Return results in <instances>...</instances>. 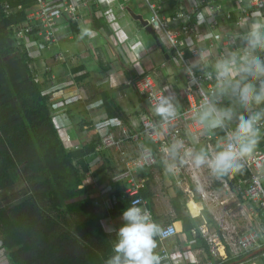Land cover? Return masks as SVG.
I'll list each match as a JSON object with an SVG mask.
<instances>
[{"label": "built area", "instance_id": "1", "mask_svg": "<svg viewBox=\"0 0 264 264\" xmlns=\"http://www.w3.org/2000/svg\"><path fill=\"white\" fill-rule=\"evenodd\" d=\"M116 1L94 0L95 10L92 11L82 0H36L26 12V21L12 27V38L21 49L25 47L22 42L26 37L41 39V44L51 48L59 38H69V34L57 35L63 24L80 22L82 13L98 17L101 7ZM143 1L149 14L146 26L165 45L164 52L184 71V105L174 108L154 77L141 74L132 82L143 106L137 111V124L117 122L116 133L100 137L97 152L111 153L117 171L110 183L126 184L123 197L130 199L129 226L133 234L142 235L146 228L153 227L163 243L176 235L170 222L155 228L146 200L138 195L141 179H133L140 170L162 164L176 175L175 185L190 196L194 190L213 215V227L203 221L191 231L208 247L212 260L206 264L239 261L264 246V151L257 145L264 133V109L257 104L258 97L264 101V24L250 23H264V0H234L228 4L223 3L227 0ZM175 1L176 9L169 12L170 4ZM2 9L9 13L6 2ZM201 24L209 33L207 46L219 45L214 62L217 67L225 66L226 73L217 72L208 64ZM216 30L224 32L222 38ZM187 41L194 43L191 51L199 58L197 67L185 59ZM132 49L137 51V45ZM54 58L64 61L61 54ZM29 69L33 73L31 65ZM33 79L38 82L35 74ZM223 86L227 90H220ZM231 100L240 101L249 115L247 122H241L242 129L251 130L245 145L239 143L235 132L218 116L219 110ZM207 112L215 116L221 128L219 140L207 132L203 120ZM52 123L58 130L56 122L52 120ZM197 146L202 148L203 154L192 150ZM222 174H227L228 178H222ZM216 182L226 189L227 183L231 184V198L219 196L214 189ZM231 202L234 203L232 208ZM243 206L247 211L244 225L237 220V210ZM99 223L105 233H110L105 219H100ZM169 258L162 246L156 261L164 262ZM180 259L173 261L174 264ZM238 264H264V251Z\"/></svg>", "mask_w": 264, "mask_h": 264}, {"label": "crops", "instance_id": "2", "mask_svg": "<svg viewBox=\"0 0 264 264\" xmlns=\"http://www.w3.org/2000/svg\"><path fill=\"white\" fill-rule=\"evenodd\" d=\"M57 1L75 2L76 0ZM82 1H86L92 11L95 10L94 0ZM232 2L234 0H227L223 3L228 4ZM115 4L122 7L125 12L124 15L126 14L129 17V21L122 22V26L126 30H134L131 35H125L128 36L127 42L119 44L113 35L109 36L107 33L109 28L104 23V20L93 15H88V13H82L81 20L78 23L66 25L61 22L63 27L59 29L57 35L69 34L70 36L69 38H59L57 43L51 47L52 49L46 48L45 45L41 44V39L29 37H26L22 42L23 46H25L22 49L26 51L32 60L30 61L32 74L37 76L38 82L36 83L40 84L41 93L44 95L43 90H46L48 110L51 119L58 126L57 131L65 149L69 152L79 151L81 148L92 150V152L82 157V163L86 167L83 186L88 191L93 204L97 206L101 219L107 221L110 233L106 234L117 236L121 239L122 245L126 248V254L132 261L131 264H174L173 261L178 260V258H181L178 264H200V259H202V264H205L203 262L208 261L207 257L204 250L199 246L198 241L195 240L199 237L191 234L195 226L205 221L201 215V202L195 199L197 195L194 190H192V196H190L185 194L183 189L178 186H176L177 189L172 188L170 181L172 180L175 183L176 177L170 173L166 166L160 164L148 170H140L138 174L143 175V177L141 175L140 177L144 178V180L141 181L139 191H144V194L148 195L147 199H143L147 202L155 225L161 226L169 222L174 225L176 235L172 239L163 243L155 235L156 240L154 243L156 244L153 245L154 247L146 248L136 242L129 223L126 224L119 219H113L107 213V202L110 197L114 195L116 190L123 193L126 189V184L118 183V186H114V184L110 183L108 176L111 171L115 173L117 171L111 153H99L96 147L101 136L111 132L116 133L115 125L117 122L122 121L133 125L138 122L134 112L138 111L140 103L134 85L130 81L129 72L131 69L140 72L141 69L139 66L133 67V62L140 59L143 73L154 77L158 86L165 90L168 99L176 109L184 105L182 90L185 85L184 71L170 55L164 52L165 45L161 44L154 32L158 43H156V49L150 51V53L152 56L154 54L156 57L158 56L159 60L158 62H154L152 58H146L149 52L145 46H148V43L143 34L148 36L150 34L145 31L146 24L145 26L144 24L137 26V22H135L139 16L145 18L147 22L149 14L145 2L143 0H117L112 5ZM176 6L177 1L171 3L169 12L174 11ZM250 23L256 26L264 24L263 22ZM200 26V31L204 36L203 47L207 51L206 58L208 64L213 67V70L226 73L225 66L217 67V64L214 62L219 45L209 48L207 46V41L209 42L210 39L209 33L203 24ZM103 32H106L109 37H103ZM216 33L219 34V38H222L224 35V32L221 30H216ZM131 40H133L132 44ZM12 42L16 47L13 38ZM135 44L138 47L137 51L132 49V46H135ZM186 45L185 59L188 63L197 67L200 62L199 58L191 51L194 43L187 41ZM48 53L50 57H53V60L50 58V62L48 61L47 63L43 59L45 58L44 55H48ZM57 54H61L64 61H55L54 57ZM45 64L51 67L50 73L52 74V79H47L42 73V67ZM162 65L164 66L163 68L161 67ZM220 90H227V88L223 86ZM129 91H133L135 96L133 97ZM105 96L107 100L104 99ZM258 98V106L264 109V101L260 97ZM106 105H109L110 108ZM224 106V108L219 110L218 116L222 119L224 125L230 127L235 132L239 143L245 145L248 136L251 135L250 129L241 128V122L249 120L247 110L242 109L240 101L236 100H231L228 104H224ZM107 109H118L126 120L117 117L110 119ZM114 113L117 114L116 111ZM114 113L112 112L111 114ZM203 120L208 127L207 132L219 140L222 136V131L216 122L215 116L211 112H207ZM93 142H95L94 146H91ZM148 145L150 148L154 147L151 144ZM257 145L259 149L264 151V133L258 140ZM192 150L203 154L200 146L192 147ZM242 175H246V173H242ZM222 178L227 179L228 175L222 174ZM161 183L163 184V189H166V191L161 193V196H158L154 192V187L161 185ZM216 186L223 187L218 182L214 185L215 190ZM227 187L228 189L224 188L226 189L224 191L226 195L222 198H231V193L229 192L231 184L227 183ZM17 188H10L9 190ZM186 200L187 205L192 204V206H188V210L184 203ZM174 203L180 207L178 212L174 208ZM230 207H234V203L231 202ZM207 211L213 220V215L209 210ZM179 215L187 217L190 220L192 226L190 229V239L184 233L183 223ZM246 216L247 211L244 206L237 210V220L242 225L247 222ZM162 246L166 248L170 258L164 262H157L158 250ZM0 264H12L7 251L1 247V242Z\"/></svg>", "mask_w": 264, "mask_h": 264}, {"label": "trees", "instance_id": "3", "mask_svg": "<svg viewBox=\"0 0 264 264\" xmlns=\"http://www.w3.org/2000/svg\"><path fill=\"white\" fill-rule=\"evenodd\" d=\"M5 1L10 13L2 9ZM35 4L36 0H0V191L22 190L6 204L0 200L1 247L12 264H131L121 239L102 230L99 210L83 186L82 157L92 150L65 149L52 123L48 98L29 69L32 60L13 45L12 27L26 21V12ZM107 113L110 119L126 120L118 109ZM115 174L111 171L109 181ZM138 195L148 198L144 191ZM200 205L202 217L213 227L211 215ZM174 208L178 212L180 207L174 203ZM129 210L130 199L116 190L107 202L108 215L127 224ZM181 217L190 239V220ZM195 240L212 260L204 240Z\"/></svg>", "mask_w": 264, "mask_h": 264}, {"label": "rangeland", "instance_id": "4", "mask_svg": "<svg viewBox=\"0 0 264 264\" xmlns=\"http://www.w3.org/2000/svg\"><path fill=\"white\" fill-rule=\"evenodd\" d=\"M124 10L122 9V7H120L119 5H110V6H103V7H101V14L97 17V18H100V19H102V20H104V23H106L107 25H108V28H109V30L107 31V33H108V35L109 36H111V35H113L115 38H116V40L119 42V44L120 43H124V42H127L128 41V36L129 35H131V33H133L134 32V30L132 29V30H126L123 26H122V22H126V21H129L128 19H129V17L125 14L124 15ZM144 17H145V15H144ZM136 19V18H135ZM135 22H137L136 23V25L137 26H139V25H143L144 24V26H145V24H146V21H145V18H142L141 16H139L137 19H136V21ZM129 31V32H128ZM128 32V33H127ZM102 35H103V37L105 36V38H106V36H108L107 34H106V32H103L102 33ZM125 35H128V36H125ZM108 36V37H109ZM143 36L146 38L145 40L147 41V43H148V46H145L146 47V49H148V52H149V54H147V56H146V58H152V60L155 62V61H157L158 62V60H159V57L157 56L156 57V55L154 54L153 56H152V54L150 53V51H152V50H154V49H156V42L154 41V39L151 37V36H148V35H146V34H143ZM161 42V41H160ZM161 44H162V42H161ZM52 49V48H51ZM50 50V49H49ZM113 51H114V48H113ZM45 56V58L43 59L44 60V62H47L48 63V61L50 62V58H52V60H53V57H50V54L48 53V55L47 54H45L44 55ZM53 56V55H52ZM152 56V57H151ZM122 59V58H121ZM55 61H57V62H59V61H62L61 59H55ZM145 62H146V59H145ZM132 64V63H131ZM141 65H142V63H141V61H140V59L138 60V61H134L133 62V67L135 66V68H136V66H139V68L141 69V71L139 72H137L136 70L134 71V70H130V75H129V77H130V81H135L136 80V78L137 77H139V75L141 74V73H143L144 71H142V68H141ZM45 66V67H44ZM43 67H42V73L46 76V78L47 79H52L51 78V71H50V68L51 67H49V70H47V69H45L46 67L48 68V65L47 64H45ZM127 67V66H126ZM132 85V84H131ZM130 85V86H131ZM132 87V86H131ZM43 92H44V95L45 96H47L46 94V90H43ZM129 93L134 97L135 95H134V93H133V91H129ZM48 97V96H47ZM75 102L76 103H78V101L77 100H75ZM137 112L135 111L134 112V115H135V117L138 119V116H137ZM174 176H176V175H174ZM173 176V177H174ZM141 179V181H143L144 180V178L142 179L141 177H140V174H135V176H133V179H134V181H137L138 179ZM174 180V179H173ZM175 183H174V181L172 182V180L170 181V185L172 186V188L174 189V188H176L177 189V187H176V185H174ZM222 187V186H221ZM164 187H163V184L161 183V185H157V187H154V192L158 195V196H161V193H163V192H165L166 191V189L164 190L163 189ZM20 189V188H19ZM19 189L17 188V189H15V190H8V191H0V200H1V205H3V204H6L8 201H10L12 198H15L16 196H18V195H20V193L22 192V190H20L19 191ZM216 191L218 192V194H219V196L220 197H224L225 195H226V193H224V191H226V189H224V187H222V188H220L219 186H216ZM184 201V200H183ZM187 200L184 202L185 204H186V209L188 210V206L190 207V206H192V204H189V205H187ZM228 202H230V201H228ZM158 225V224H157ZM157 225H155V228H157ZM158 227H160V226H158ZM155 235V232H154V228L153 227H149V228H146L145 229V231H144V233L142 234V236H140V235H135L134 236V239L136 240V242H138L139 244H141V246H145L146 248H148V247H151V248H153L154 246V244H156V243H154V240H153V234ZM139 240H141V243L139 242ZM117 246V248H120V246H118V245H116ZM152 250V249H151ZM197 254V253H196ZM203 263H207L206 261L205 262H203ZM200 264H202V259H200Z\"/></svg>", "mask_w": 264, "mask_h": 264}, {"label": "water", "instance_id": "5", "mask_svg": "<svg viewBox=\"0 0 264 264\" xmlns=\"http://www.w3.org/2000/svg\"><path fill=\"white\" fill-rule=\"evenodd\" d=\"M145 31H146L147 33L150 34V36L155 40L156 43H158V42H157V38L155 37V35H154L152 29H151L149 26H146V27H145ZM263 251H264V246L261 247V248H258V249H256V250H254V251H252V252L249 253V254H247V255L244 256L241 260H239V261H235V262L230 263V264H238L239 262H242V261H245V260H247V259H250V258L256 256L257 254L263 252Z\"/></svg>", "mask_w": 264, "mask_h": 264}]
</instances>
